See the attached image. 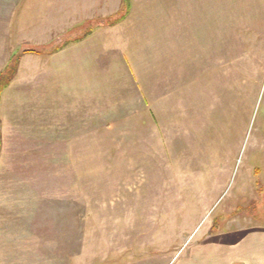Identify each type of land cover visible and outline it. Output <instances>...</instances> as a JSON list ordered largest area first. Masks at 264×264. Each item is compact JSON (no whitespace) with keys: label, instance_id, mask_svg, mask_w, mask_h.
<instances>
[{"label":"rangeland","instance_id":"rangeland-1","mask_svg":"<svg viewBox=\"0 0 264 264\" xmlns=\"http://www.w3.org/2000/svg\"><path fill=\"white\" fill-rule=\"evenodd\" d=\"M122 3L0 0V83L33 80L0 118L20 98L36 133L0 141V264H179L264 226V0Z\"/></svg>","mask_w":264,"mask_h":264},{"label":"crops","instance_id":"crops-1","mask_svg":"<svg viewBox=\"0 0 264 264\" xmlns=\"http://www.w3.org/2000/svg\"><path fill=\"white\" fill-rule=\"evenodd\" d=\"M48 52H50L48 50ZM25 55V54H24ZM21 55L20 57H22ZM19 60V59H18ZM17 71V77L12 79L7 85V91L13 87L19 90L30 91L32 88V73L21 74ZM4 92V91H3ZM20 98L16 103L12 104L13 109H10L11 114L7 113V118H0V141L1 139H11L15 141L25 140L26 136L36 134L34 128L29 126L23 127L21 115L22 105ZM50 130L46 135V129H43V134L38 135V139L46 142L45 139H50ZM41 137V138H40ZM30 138V137H29ZM51 153V150H50ZM42 163V162H41ZM40 163V164H41ZM29 166V165H28ZM51 155L49 166H41L42 168L51 167ZM25 169V168H24ZM28 168L25 171L29 172ZM46 170V169H45ZM32 171V170H31ZM23 172V170L21 171ZM23 174V173H21ZM24 176V175H21ZM24 183H31L34 187V181L27 180ZM24 185V184H23ZM233 232L227 235V232H218L212 235L211 232L198 244L190 246L187 250H183L176 258L175 263L179 264H264V226L257 224L249 228H239L231 230Z\"/></svg>","mask_w":264,"mask_h":264},{"label":"trees","instance_id":"trees-1","mask_svg":"<svg viewBox=\"0 0 264 264\" xmlns=\"http://www.w3.org/2000/svg\"><path fill=\"white\" fill-rule=\"evenodd\" d=\"M124 4V6L125 7H128V3H127V0H123V3H122V5ZM128 10V9H127ZM119 22V21H118ZM118 22H116V23H118ZM4 76H6V75H4ZM8 83H9V81L7 82V84L5 83V84H3V85H1V83H0V92L3 90V88L6 86V85H8Z\"/></svg>","mask_w":264,"mask_h":264}]
</instances>
